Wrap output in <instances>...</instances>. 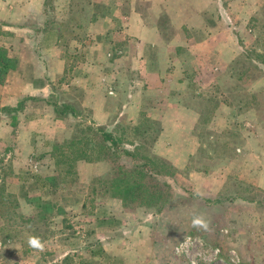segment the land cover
Returning a JSON list of instances; mask_svg holds the SVG:
<instances>
[{"label":"rangeland","instance_id":"obj_1","mask_svg":"<svg viewBox=\"0 0 264 264\" xmlns=\"http://www.w3.org/2000/svg\"><path fill=\"white\" fill-rule=\"evenodd\" d=\"M196 8L205 9V15H194ZM44 12V28L58 29L60 52L67 59L64 73L50 84V101L58 109L68 105L66 113L73 111L78 117L65 120L62 115L61 124L72 136L56 143L52 151L38 149L33 159L22 160L12 147L0 154V264H264V191L255 185L252 161L247 160L244 168L238 152L244 135L262 139L264 146V0H45ZM140 20L154 31L151 36L163 48V56L179 55L201 42L203 25L214 32L229 27L240 46L228 51L223 47L226 37L220 34L214 45L216 49L220 45V57L203 44L197 47L201 53L196 58L217 69L208 74L194 69L192 62L188 66L192 82L198 71L207 83L190 88L206 95L200 93L193 100L200 112L195 127L200 162L186 169L179 170L154 153L160 130L154 115L164 107L163 98L145 96L140 114L130 118L121 108L125 86L137 89L143 75L145 41L126 31ZM24 22L0 19V46L9 50L16 65L5 83L9 74L18 79L33 70L36 55H48L38 52L40 45L48 44L42 36L21 30L37 28L42 21ZM197 26L199 31L194 30ZM176 38L190 44L178 45ZM199 66L203 70V63ZM99 75H115L120 96L107 103L109 113L114 107L109 129L123 146L131 145L137 162L150 158L160 176L169 175L170 189L160 191L161 199L155 198L150 206L121 201V208L110 205L102 182L111 175L110 161L105 159L110 165L105 176L93 165L82 164L104 159L96 157L100 145H95L99 140L95 130L100 127L93 125L85 105L98 93L91 80ZM166 90L172 92L168 85ZM40 100L26 97L18 111H26L31 102L35 106L30 109L38 114ZM84 151L92 161L81 157ZM117 162L132 164L123 156L114 161V172ZM197 165L217 169L213 178L223 185L218 197L207 199L186 186L188 173ZM160 176L155 178L163 180ZM214 200L221 205L218 213L210 207ZM197 218L203 223L194 224ZM31 237L42 248L30 246Z\"/></svg>","mask_w":264,"mask_h":264},{"label":"crops","instance_id":"obj_2","mask_svg":"<svg viewBox=\"0 0 264 264\" xmlns=\"http://www.w3.org/2000/svg\"><path fill=\"white\" fill-rule=\"evenodd\" d=\"M44 8L45 0H0V19L17 25L25 23L24 21L29 18L41 20L42 22L37 28L30 26L29 29L22 28L21 30L34 32L48 42L44 45V48L40 45L38 51L39 53L47 52L48 55H36V59L31 61L34 67L33 70L25 72L18 79L15 76L10 78L12 74H9L6 79L8 83L4 82L3 86L0 85V154H4L6 148L10 149L12 147L15 150L14 153L21 157L20 160L27 157L33 159L38 149L46 148V150L52 151L56 143L69 140L68 138L72 136L71 130L61 124L63 118L56 115L55 104L50 101V84L55 83L58 77L64 73L67 59L60 52L58 29L44 28L43 22H46ZM203 8H196L194 15L200 16V13H202L204 16L205 9ZM199 27L197 26L194 30L199 31ZM203 27L205 30L201 42L192 45L193 48L186 49L184 53H181L182 55H176V53L171 55L170 53V57L163 56V48L160 49L151 36L154 31H151V28L145 26L142 21L137 27L129 26L126 30L130 35L145 41L143 51L148 60H144L143 75L138 78L139 81L137 82L138 88L135 89V86L130 84L125 86L122 92L123 103L121 108L124 109L126 116L130 118L131 114H136V116L140 114L144 108L145 96L152 95L155 99L163 98L164 107L158 109L155 115L153 114L160 123V130L153 143V149L157 157L166 159L179 170L186 169L190 164L195 165L200 162V160H197V155L200 153L201 144L198 136L195 135V127L200 112L196 109L193 100L199 99L202 96L200 93L206 95L205 92L190 89L191 85H205L207 80L202 73L197 71L193 76L194 82H192L187 74L188 66L192 62L194 69L208 74L217 69V65L208 63L206 59L203 61L196 60L201 53L197 47L204 44L206 50L212 48L214 51L220 52L221 50H218L220 45L217 49L214 45L217 44L216 36L223 34L227 40L226 42L225 39L223 40V47L228 51L232 47H234V50L236 47L237 50L240 49L239 44L237 45L233 38L234 33L232 34L231 31L227 30L229 27L226 28L227 31L221 29L216 32L210 27L207 28L208 26L203 25ZM175 40L178 41V38ZM179 44L188 46L190 43L179 40ZM236 53L238 55V52ZM8 54L12 56L9 50ZM202 63L204 65L203 70L199 66ZM97 67L102 68L103 66L99 64ZM212 79L214 80V78ZM212 79L211 82H213ZM11 80L12 85L10 84ZM91 81L95 83L94 90L96 89L98 93H96L94 100H86L85 102V105L90 108V119L94 122L93 125L100 127L98 129L116 135L114 131L109 129V114H114V107L109 108L110 113L107 107V103H114L119 96L115 75L110 77L99 75ZM89 82L85 83L86 90H88L87 84ZM85 84L82 83L83 86ZM166 85L172 92L166 90ZM26 97H40L43 100H40V112L38 114L30 109L35 106L31 102L26 111H18L19 109L11 113L4 111V108L18 106ZM219 109L225 111L226 106L219 107ZM226 113H230V111ZM63 116H66L65 120H71L78 117V114L74 115L70 112ZM243 130L245 132V127ZM124 146L129 149L128 146L131 145L124 144ZM238 152H240V161H242L241 164L244 168L248 165L247 160L252 161V172L256 179L255 185L258 189L264 191V146L262 139L246 138V135H244L242 146L238 148ZM82 164L93 165L96 173L102 176H105L110 170L109 162L105 159H99L94 163L82 161ZM201 167V165H197L188 173L186 186H189L196 194L205 195L207 199L218 197L222 193L223 185L221 186V183L217 184L213 178L217 169L208 170L206 167ZM106 201L110 205L122 207L119 199L108 197ZM210 207L216 213L221 209L218 201L211 203Z\"/></svg>","mask_w":264,"mask_h":264},{"label":"trees","instance_id":"obj_3","mask_svg":"<svg viewBox=\"0 0 264 264\" xmlns=\"http://www.w3.org/2000/svg\"><path fill=\"white\" fill-rule=\"evenodd\" d=\"M15 66V60L8 54V49L0 46V84L4 82L8 71L14 69ZM54 104L58 117L66 113L65 107H68L66 104H63L60 109H58L59 107L56 103ZM18 108L19 106L4 108V111H6V113L16 112ZM72 113L75 115V112L72 111ZM95 131L99 134L98 143L95 145H100L96 149L98 152L96 157L107 159L112 164L110 177L102 181L105 186L104 191L110 198L119 199L124 205L130 204L133 206L134 204L135 206L141 205L140 207L150 206L155 198L161 199L159 194L160 191L164 193L167 189H170V183L166 179L169 175L165 174L164 177L160 176L162 173L156 169L157 166L154 161H151L150 158H144V161L137 162L135 159L138 158L137 153L134 152V150L125 148L118 136L105 130L97 129ZM87 146L89 148L88 143L85 144V148H87ZM123 156L129 157L132 163L131 166H124L122 163L117 162L118 166H116L114 172V161H120ZM81 157L86 161L93 160V158L89 159L85 156V151L82 153ZM158 176L164 179H160L159 181L155 178ZM168 200L169 198L167 197V200H164L162 204H166Z\"/></svg>","mask_w":264,"mask_h":264},{"label":"clouds","instance_id":"obj_4","mask_svg":"<svg viewBox=\"0 0 264 264\" xmlns=\"http://www.w3.org/2000/svg\"><path fill=\"white\" fill-rule=\"evenodd\" d=\"M193 223L199 225L202 224L203 221L197 218L193 221ZM28 242L30 246L42 248V245L39 244L38 240L35 237H31Z\"/></svg>","mask_w":264,"mask_h":264}]
</instances>
